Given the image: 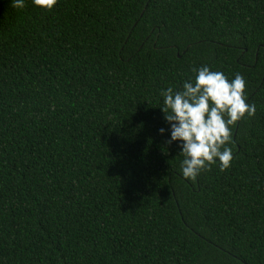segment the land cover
<instances>
[{
	"label": "trees",
	"instance_id": "trees-1",
	"mask_svg": "<svg viewBox=\"0 0 264 264\" xmlns=\"http://www.w3.org/2000/svg\"><path fill=\"white\" fill-rule=\"evenodd\" d=\"M202 66L256 113L191 181L161 92ZM0 264H264V0H0Z\"/></svg>",
	"mask_w": 264,
	"mask_h": 264
},
{
	"label": "clouds",
	"instance_id": "clouds-1",
	"mask_svg": "<svg viewBox=\"0 0 264 264\" xmlns=\"http://www.w3.org/2000/svg\"><path fill=\"white\" fill-rule=\"evenodd\" d=\"M59 0H31L34 7L52 11ZM26 0H12L17 9L25 7ZM195 82L185 81L183 90L172 87L162 90L167 127L159 129L168 133L167 143H176L184 159L180 172L186 180L195 181L202 171L218 164L221 171L231 167L233 140L232 126L245 115L252 117L256 105L247 102L246 79L237 73L229 80L222 72L207 66L193 69Z\"/></svg>",
	"mask_w": 264,
	"mask_h": 264
}]
</instances>
